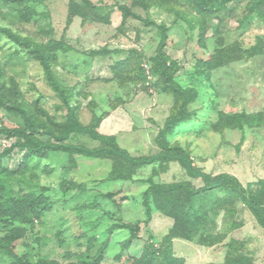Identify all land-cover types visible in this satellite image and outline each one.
Listing matches in <instances>:
<instances>
[{
	"label": "rangeland",
	"instance_id": "1",
	"mask_svg": "<svg viewBox=\"0 0 264 264\" xmlns=\"http://www.w3.org/2000/svg\"><path fill=\"white\" fill-rule=\"evenodd\" d=\"M40 0L33 4L36 14L29 21L20 20L14 6L0 2V83L15 85L21 100L34 102L60 120L63 111L55 92L45 80L38 61L4 32H12L37 42L62 39L68 46L57 52L54 70L59 80L74 86L78 93L79 118L88 124L94 116L101 117L100 133L113 135L117 143L132 155H149L159 148L155 137L167 117L175 111L171 94L150 83L121 84L113 78L111 65L125 58L129 51L143 53L145 58L156 53L160 32L144 21L167 25L165 52L176 62L175 79L183 86L195 87L198 96L188 105L191 118L167 136L190 155L193 164L211 175L230 173L243 186L264 179V19L243 18L249 0H234L216 15L204 17L194 13L193 26L187 25L174 12L156 6H134L131 10L144 19L123 18L119 5L128 0ZM183 0L168 5L187 9ZM264 9V8H263ZM204 28L202 41L198 32ZM260 41L263 53L244 57L242 50ZM97 51H100L98 53ZM225 56L209 78L195 72L198 59ZM261 113L259 125L240 128L220 126L219 112ZM23 124L19 115L0 108V127ZM15 138L0 134V152L10 147ZM70 143L86 147L98 146L84 134H72ZM23 151L13 148L4 159L10 169L18 170ZM111 171H123L132 180H104ZM12 180L16 192L46 188L53 201L33 226H26L25 235L16 240V253L27 254L33 261L53 259L62 264L100 257L98 264H133L143 255L147 242L158 244L174 225V219L151 205L146 218L142 192L147 180L157 183L187 182L202 185L191 178L177 161L156 162L132 168L112 158H91L55 151L46 157H32L27 168ZM84 182L82 192H64V181ZM112 193L111 197H106ZM219 195H221L219 193ZM260 200L264 203V194ZM206 230L193 240L173 238L172 251L185 264H235L245 255L250 264H264V230L256 223L242 201L234 200L225 208L211 213ZM131 223L134 233L121 226ZM214 235L212 245L203 244L202 237ZM7 261L0 255V262Z\"/></svg>",
	"mask_w": 264,
	"mask_h": 264
},
{
	"label": "trees",
	"instance_id": "2",
	"mask_svg": "<svg viewBox=\"0 0 264 264\" xmlns=\"http://www.w3.org/2000/svg\"><path fill=\"white\" fill-rule=\"evenodd\" d=\"M40 0H0L3 4H10L16 9L20 20L29 21L36 14L33 4ZM129 3L119 5L123 18L143 20L140 15L131 10L134 6L147 8L156 6L170 10L183 20L187 25L193 26L195 14L208 17L216 15L226 9L234 0H183L187 9H176L168 5L171 0H128ZM175 1V0H173ZM86 7L94 8L90 0H83ZM248 12L243 18L257 16L264 19V0H249ZM194 12V13H193ZM159 29L160 41L156 53L145 58L143 53L129 51V54L111 65L113 78L121 84L141 83L152 81L153 87L169 93L174 98L175 111L166 118L159 129L155 142L159 150L149 155H132L121 147L113 135L100 133L97 129L101 117L94 116L88 124L79 118L78 93L74 86L62 83L54 66L57 63V52H65L68 48L62 39L51 38L46 42H37L28 37L20 36L7 27H2L4 32L14 43L19 45L27 54L39 62L43 69L45 80L59 98L57 108L64 113L60 120L48 114L38 101L28 102L21 100V93L15 85L5 86L0 83V108L19 115L23 124L14 127H0V134L15 138L13 144L0 152V255L7 259L0 264H62L53 259L38 258L33 261L27 254H18L15 251V241L26 233V226H33L45 212L53 206V201L46 193L45 187L38 190L16 192L12 180L22 182L16 175L24 171L32 157L43 158L55 151L79 154L91 158L112 157L124 162L132 168L150 165L156 162L167 163L177 161L191 178L201 179L202 185L192 187L187 182L157 183L147 180V187L142 192V205L146 224L151 217V205H154L162 214L172 217L174 225L158 243L147 242L144 245L143 255L136 258L133 264H185L181 256H175L172 251L173 238L193 240L197 234L206 230V221L211 213L219 208H225L234 200L242 203L250 210L256 223L264 230V203L260 197L264 194V179L256 181L258 189H253L252 184L243 186L242 183L230 173L211 175L196 167L188 154L179 144L170 143L167 136L174 132L176 127L191 118L188 105L196 100L198 91L192 86H183L174 76L176 62L170 60L165 52L168 27L165 23L144 21ZM198 32V40L202 41L204 28ZM101 54L100 51H97ZM263 53L261 42L258 41L247 49L242 50L244 57H252ZM211 56L207 59H198L195 63V72L204 78H209L211 70L225 62V56ZM219 125L229 128H242L244 125H259L263 116L261 113L247 114L245 112H219ZM72 134H84L99 144L95 147H86L73 144L67 140ZM17 147L23 151L18 170L8 168L4 159ZM104 180H132L131 176L123 171H111ZM86 189L84 182L71 180L64 181L62 190L68 192L76 190L82 192ZM219 193L221 195H219ZM111 197L112 193L104 195ZM121 226L129 228L131 234L134 227L131 223ZM203 244L212 245L214 235L206 233L200 235ZM100 257L89 260H80L75 264H98ZM235 264H250L245 255L233 260ZM215 264V263H205Z\"/></svg>",
	"mask_w": 264,
	"mask_h": 264
}]
</instances>
